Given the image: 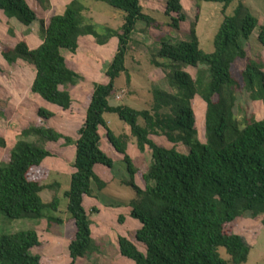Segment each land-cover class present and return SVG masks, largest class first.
<instances>
[{"label": "trees", "instance_id": "1", "mask_svg": "<svg viewBox=\"0 0 264 264\" xmlns=\"http://www.w3.org/2000/svg\"><path fill=\"white\" fill-rule=\"evenodd\" d=\"M95 1L123 11L117 28L86 21L87 5L71 0L62 13L49 17L47 25L41 21V43L37 47L30 48L25 40H20L1 53L9 64L21 59L34 65L31 91L43 101L67 110L72 104L69 89L77 84L79 75L67 65L63 50L75 53L79 39L86 35L94 37L99 45L117 38L113 58L104 72L107 81L93 83L78 137L74 139L51 126L29 125L20 131L9 159L0 162V264H41V256L32 253L34 247L42 244L37 231H13L11 223L46 218L47 230L54 224H64L63 218L51 213L60 205L57 193L61 184L43 185L29 176L51 155L47 144L61 139L66 146L75 145V171L70 175L68 189L62 193L67 199V219L75 227L68 244L69 264H76L78 258L96 250L83 197L104 198L98 197L105 182L95 172V166H114V160L101 147V127L125 163L129 180H122V184L135 191V196L123 203L130 207V216L140 227L132 239L117 237L122 256L134 264H245L250 248L228 228L243 213L262 215L264 226V119L250 115L239 120L236 113L242 96L264 103L263 64L247 57L243 44L258 29L257 40L264 46V26L259 25L243 0H199L222 4L223 18L213 37V50L205 52L199 47L194 23L188 39L173 37L168 31H177L186 19L181 0H166L164 16L168 20L162 21L155 12L142 7L140 0ZM233 2V13L227 15L225 11ZM0 11L27 27L37 19L26 0H0ZM138 22L164 33L159 47L150 48L154 50L150 62L170 68L167 78L175 89L174 93L155 89L152 112L110 102L119 93L115 81L122 73L130 82L125 61ZM8 32L13 36L12 29ZM236 59L245 60L240 79L231 71ZM187 67L196 68L194 77L186 71ZM195 96L205 102L204 141L197 135L191 102ZM105 113H115L127 124L129 133L115 134L107 125ZM37 114L45 119L54 116L44 107ZM149 135H164L173 146H161ZM131 138L140 152L147 147L151 153L150 163L141 173L143 187L134 182L138 168L127 152ZM178 144L185 145L188 152L179 151ZM0 147H5L1 136ZM46 188L54 193L49 201L41 196ZM45 211H49L47 216ZM119 220L123 221V217ZM136 243L144 249L140 250Z\"/></svg>", "mask_w": 264, "mask_h": 264}, {"label": "rangeland", "instance_id": "2", "mask_svg": "<svg viewBox=\"0 0 264 264\" xmlns=\"http://www.w3.org/2000/svg\"><path fill=\"white\" fill-rule=\"evenodd\" d=\"M36 12L37 19L28 27L21 25L16 19L7 18L0 11V136L5 140V147H0V162L9 159V151L20 136V131L29 125L51 126L56 130L71 136L78 137V129L81 126L85 111L89 103L94 82L107 80L105 69L112 60L117 46V38H111L106 44L99 45L95 38L86 35L79 39V46L75 53L63 50L67 65L79 75L77 84L70 87L72 104L69 109L62 110L56 105L43 101L37 94L31 91V84L35 76L34 65L18 59L12 64L7 63L1 53L6 47H13L18 41L25 40L30 48H35L41 43L40 23L47 25L49 17L60 14L71 0H26ZM87 5L85 11L86 21H92L96 25H108L117 28L123 17V11L112 8L103 2L95 0H81ZM249 10L258 19L259 25L264 26V0H243ZM140 4L147 11L155 12L159 20H168L164 16L166 0H140ZM236 2L226 9L225 13H233ZM181 5L186 14L185 21L181 22L177 31H172V36L180 39H188L191 25L195 24L199 47L205 52L213 50V37L222 22V4L216 2H204L199 0H181ZM8 29L13 30V36L9 35ZM258 29L254 30L251 38L244 41L247 57L263 64L264 71V46L257 40ZM164 35L158 29L146 28L143 22H138L136 32L132 35L131 50L126 57L125 66L129 70L130 82H126V76L122 73L115 81L116 92H121L118 100L110 99L112 105L126 104L135 109H147L151 112L153 107V91L155 89L175 92L169 84L167 75L168 66L156 67L150 62L152 51L159 47V39ZM148 48V49H147ZM153 48L154 50H151ZM171 65L174 63L169 62ZM245 60L236 59L231 71L235 78L240 79L241 70ZM176 66V65H175ZM186 71L192 77L195 76L196 68L187 67ZM192 107L196 119L197 135L200 141L205 140L204 113L205 102L198 96L193 98ZM44 107L54 113V116L45 119L37 114V110ZM237 118L242 120L244 116L254 115L255 119H264V103L261 100L252 101L248 96H242ZM107 125L115 134L120 132L129 133L125 122L119 119L115 113H105ZM141 123L142 120H139ZM102 135V148L110 150V145L105 136V129L100 128ZM157 144L164 147L173 146L164 135H149ZM51 155L44 159L42 164L30 171L31 180L44 184L59 182L58 189L60 205L53 215L63 218V226L54 224L47 230L46 218L27 221H15L10 224V230L33 228L38 232L42 242L40 247H34L32 253L41 256V264H69L70 257L68 244L74 235V224L68 220L66 212L67 199L62 196L64 190L70 185V175L75 171L73 167L74 149L73 143L67 146L64 140L48 143ZM181 152H188L183 144L176 145ZM107 153L113 160L112 168L97 164L95 171L105 182V187L100 190L98 197H83V206L91 220V231L96 250L84 258H78L76 264H134L132 260L122 256L117 245V237L124 236L133 238L134 231L140 227V223L130 216V207L126 202L135 196V191L124 184L122 180H129L125 163L120 153L110 151ZM127 152L138 168L134 175V182L143 187L141 173L144 172L151 160L149 148L143 152L137 149L134 138L128 142ZM54 193L50 189H44L41 196L45 201L52 199ZM121 203V204H120ZM112 205V206H108ZM96 208V210H94ZM50 210V209H49ZM52 211V210H51ZM45 216L49 211H45ZM123 217V221L119 220ZM262 215L251 216L249 213L237 219L229 231L235 233L249 246L248 260L245 264H264V226L261 223ZM140 250L144 249L141 243H136Z\"/></svg>", "mask_w": 264, "mask_h": 264}, {"label": "crops", "instance_id": "3", "mask_svg": "<svg viewBox=\"0 0 264 264\" xmlns=\"http://www.w3.org/2000/svg\"><path fill=\"white\" fill-rule=\"evenodd\" d=\"M107 81V80H106ZM106 81H104V82H106ZM129 128V127H128ZM100 131V130H99ZM123 132H125V131H123ZM120 133H122V132H120ZM126 134H128L127 132H125ZM101 140H102V135H101ZM110 145V144H109ZM101 147H102V144H101ZM103 149V148H102ZM106 150H105V152L106 153H111L110 151H113V148H112V146L110 145V150H109V148L108 147H106L105 148ZM74 153H75V149H74ZM96 172V171H95ZM97 174H98V172H96ZM99 175V174H98ZM100 177V176H99ZM103 180V179H102ZM86 196V195H85ZM84 196V197H85ZM108 206H110V205H108Z\"/></svg>", "mask_w": 264, "mask_h": 264}, {"label": "clouds", "instance_id": "4", "mask_svg": "<svg viewBox=\"0 0 264 264\" xmlns=\"http://www.w3.org/2000/svg\"><path fill=\"white\" fill-rule=\"evenodd\" d=\"M117 95H121V92L120 93H118ZM116 95V96H117ZM116 96H115V99L114 100H118V99H116ZM90 219V218H89ZM38 233V232H37ZM40 238V237H39ZM84 258V257H83Z\"/></svg>", "mask_w": 264, "mask_h": 264}, {"label": "built area", "instance_id": "5", "mask_svg": "<svg viewBox=\"0 0 264 264\" xmlns=\"http://www.w3.org/2000/svg\"><path fill=\"white\" fill-rule=\"evenodd\" d=\"M116 98H119V95H117Z\"/></svg>", "mask_w": 264, "mask_h": 264}]
</instances>
